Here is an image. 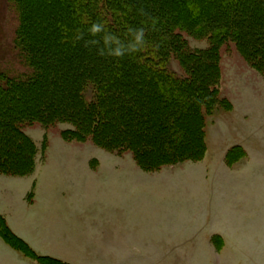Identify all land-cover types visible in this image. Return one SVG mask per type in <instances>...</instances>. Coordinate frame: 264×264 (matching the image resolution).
Instances as JSON below:
<instances>
[{"label":"trees","instance_id":"1","mask_svg":"<svg viewBox=\"0 0 264 264\" xmlns=\"http://www.w3.org/2000/svg\"><path fill=\"white\" fill-rule=\"evenodd\" d=\"M12 1L21 17L16 45L32 72L0 71V174L35 171L24 127L36 123L72 124L65 139L106 141L146 169L147 154L197 159L205 150L199 109L216 99L220 48L233 42L264 69V0ZM185 33L210 46L191 51ZM173 53L187 78L164 70ZM0 236L28 249L1 215Z\"/></svg>","mask_w":264,"mask_h":264},{"label":"rangeland","instance_id":"2","mask_svg":"<svg viewBox=\"0 0 264 264\" xmlns=\"http://www.w3.org/2000/svg\"><path fill=\"white\" fill-rule=\"evenodd\" d=\"M20 25L21 17L13 1L0 0V71L11 77L32 72L16 45ZM183 39L191 51H205L210 46L204 37L185 33ZM164 70L179 78L190 75L174 53ZM214 86L216 99L199 109L202 121L197 131L200 130L199 145H205L203 156L182 162L169 160L167 154L143 156L141 160L153 169L140 166L131 151L106 149L109 143L105 140L106 146L97 144L91 137L84 141L65 139L63 134L73 130L72 124L48 128L40 123L25 126L24 134L37 151L35 171L30 175L0 174V177L32 178L38 168L33 178L39 183L33 186L35 192L29 193L27 202L29 205L37 202L34 211L39 216V225L46 221V229L38 230L43 238H32L29 242L12 231L30 251L22 246L14 247L0 236V243L7 248L5 252L0 250V255H6L4 264H216L218 256L227 259L228 264H264V183L256 189L259 217L253 214L251 206L247 207L254 228L250 222L240 228L234 216L228 215L226 235L211 236L210 228L208 231L206 225L199 226L196 213L200 200L206 197V192H201V181L209 150L211 154H219L223 146L253 137L259 139L251 143L253 147L261 144L264 147V69L255 68L235 43L227 42L220 48ZM235 148L227 153L225 167L218 169H223L221 174L226 180L230 177L229 190L239 193L241 173L251 153L242 146H237L236 151ZM142 207L165 208L166 235L172 237L166 238L164 246L163 242L162 246H153V240L143 243L135 232L130 236L124 229L116 232L117 241H112L108 231L101 232L110 226L102 227L99 210L124 213ZM178 210L182 213L180 240L173 233V213ZM220 219L221 209H217L215 229L222 223ZM148 232L152 237L153 232Z\"/></svg>","mask_w":264,"mask_h":264},{"label":"crops","instance_id":"3","mask_svg":"<svg viewBox=\"0 0 264 264\" xmlns=\"http://www.w3.org/2000/svg\"><path fill=\"white\" fill-rule=\"evenodd\" d=\"M258 140L259 139L256 137L250 139L245 138L244 142L229 144L225 147L223 146V150L218 152L219 154H211V150H209L208 156L205 160L204 172L202 170L203 179L201 181V192H206V197L205 200H200V204L196 209L198 219L200 220L199 226L202 224L205 227L206 225L208 231L211 230L209 235H226V225L228 222H225L228 219V215L234 216L233 219L235 222L237 221V225L239 227L243 224L245 225L247 222H250L251 227L254 228V221L249 219L247 216L248 213L246 212L251 206L253 208V214L259 217V194H257L256 189L262 186L264 183V147L262 144L260 147H253V144H251H255V142H258ZM247 141H249V143H247ZM237 146L238 148L242 146L244 149H246V151L251 153L250 157L246 160L243 173H241V179L239 182L242 185L239 189H237L239 193L229 190L228 184H230V177H227L226 180V177L221 174L224 172L223 169H218L221 166L223 168L225 167L227 153L230 149L235 147L237 148ZM37 171L38 168L34 173V176L36 175ZM34 176H31L32 178H12L11 180L0 177V215L5 218L8 226L15 234H17L22 239H26L28 242L32 238H43L38 230L40 231L46 229V221L43 220L41 225H39V216L34 211L37 202L33 205H29L27 202L29 193L35 192H33V186L38 182V179L33 178ZM34 190H36V196L38 200L39 190L37 185L35 186ZM255 198L258 199L256 200ZM217 209H221L220 220L222 225H217V228L215 229L214 224L216 222L214 221V217ZM32 211H34V213H32ZM99 214L101 215L102 227L104 225L110 226V228H104L101 232L108 231L111 234V238H113L112 241L116 240V232L121 231V229L131 233L130 236H133L135 232V235L140 236V238L143 240V243L150 242L151 240L155 241L153 246H162L161 242H163L164 246L166 238L172 237L170 235H166L167 212L165 208L150 210L148 208L142 207L139 208V210L131 209L124 213H118L116 211H112L111 209H101L99 210ZM168 214H170V212ZM173 216L175 221V230L173 233L176 232L175 235H177L180 240L182 213L180 210H178L173 213ZM230 223L235 226L233 221H230ZM148 230L153 232L152 237ZM113 232L114 235H112ZM234 237H237V235ZM106 239L108 238H105L104 240ZM104 244L113 245L112 242H105ZM116 244L118 243L116 242ZM195 244L196 242L193 243V245ZM6 249V246L0 243V250L5 252ZM146 253L148 252L146 251ZM155 253V256H157L158 251ZM5 260L6 255L3 253L0 255V264L6 263ZM239 262L240 260L236 263ZM228 263L229 261L224 259L222 256H218L216 259V264Z\"/></svg>","mask_w":264,"mask_h":264}]
</instances>
